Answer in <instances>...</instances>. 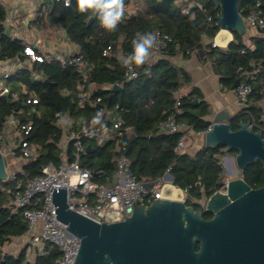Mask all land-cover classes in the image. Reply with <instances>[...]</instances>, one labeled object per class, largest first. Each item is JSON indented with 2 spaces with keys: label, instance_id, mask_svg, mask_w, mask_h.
Listing matches in <instances>:
<instances>
[{
  "label": "trees",
  "instance_id": "obj_1",
  "mask_svg": "<svg viewBox=\"0 0 264 264\" xmlns=\"http://www.w3.org/2000/svg\"><path fill=\"white\" fill-rule=\"evenodd\" d=\"M130 1L134 0H125V5ZM200 1L202 10L189 7L184 11L179 0H141V7L131 13L125 12L117 30L110 33L100 27L98 19L90 13L77 12V0H71L70 7H65L64 0H40L37 18H46L50 25L63 29L68 39L78 47V52L89 61L91 69L80 74L66 62L50 58L33 62L31 69L20 67L6 78L8 93L3 94L0 89V128L8 116L17 117L20 122L31 121V129L24 139L37 146V154L23 162L24 172L35 176L40 173L42 165L48 162L58 164V143L62 136L59 115L68 114L73 121L71 128L79 131L91 122L97 111L105 108L123 117L133 126L136 135L121 138L120 152L113 142L101 145L87 142L88 150L81 154L82 164L92 171L102 170L95 175L97 182H105L106 177L112 175L115 158L123 154L139 180L161 177L170 167L173 184L186 195V205L202 210L201 200L216 190H223L225 169L219 157L233 155L234 151L224 146H202L193 155L177 152L175 147L183 135L182 130L156 132L157 122L172 114L177 121L196 132L211 125L204 119L210 112L209 104L195 87L186 93L181 92L182 88L191 85V79L186 70L171 60L177 54L188 57L193 51L202 52L203 57L211 62L223 88L231 89L236 80L250 84L251 91L243 110L231 120L232 129L237 128L240 120H249L255 130L261 126L264 36L241 37L234 33L226 49L202 42L203 33L210 39L219 29L217 15L220 7L211 0ZM257 1L264 7V0H239L241 15L245 16ZM208 15L211 17L209 22L206 21ZM6 17L7 9L0 2V60L22 55L25 45L6 33ZM90 18L92 20L88 24ZM154 28L171 38L164 56L136 67L137 76L125 79V67L120 58L132 52L130 40L137 31L143 33ZM108 45L112 50L109 55H103ZM32 72L41 78H34ZM114 84L119 88L111 87ZM80 91L88 92L90 100L100 97V101L95 105L81 102L78 97ZM30 95L36 97V103L25 102ZM195 99L197 102L194 103ZM177 100L178 112L175 113ZM73 145V141H69V154ZM261 172L262 164L258 160L241 171L248 183L256 181ZM13 190L11 182L0 181V264H54L59 250L51 243L44 244L32 263L27 261V246L15 255L2 250L12 237L21 236L27 230V221L11 203ZM198 201L200 204L195 203ZM208 216L209 212L204 211L203 217Z\"/></svg>",
  "mask_w": 264,
  "mask_h": 264
},
{
  "label": "water",
  "instance_id": "obj_2",
  "mask_svg": "<svg viewBox=\"0 0 264 264\" xmlns=\"http://www.w3.org/2000/svg\"><path fill=\"white\" fill-rule=\"evenodd\" d=\"M220 7L219 29L213 36L217 48L226 49L233 35H246V25L239 11V0H211ZM92 18L88 20V24ZM23 59L22 55H19ZM236 80L231 89L235 88ZM114 89L119 85L114 84ZM194 103L197 102L195 99ZM232 117L221 111L202 134L203 146H224L234 151L230 159L234 172L243 171L258 160L264 168V130L253 129L249 120L232 129ZM88 150V148L86 149ZM5 159L0 152V181L6 182ZM160 191V199L149 204L131 201L132 212L124 219L95 222L71 209L65 187H50L56 217L71 234L80 239L73 264H264V185L249 189L240 177L227 179L224 190H216L202 201V210L186 205L184 191L173 184L172 176ZM231 185L246 188L229 199ZM135 186V185H134ZM148 187V183H145ZM180 199L168 196L171 188ZM237 187V188H238ZM137 189V188H136ZM119 190V188H118ZM213 213L209 219L203 212ZM257 227V237L249 235L248 226ZM200 243L196 251V242Z\"/></svg>",
  "mask_w": 264,
  "mask_h": 264
},
{
  "label": "built area",
  "instance_id": "obj_3",
  "mask_svg": "<svg viewBox=\"0 0 264 264\" xmlns=\"http://www.w3.org/2000/svg\"><path fill=\"white\" fill-rule=\"evenodd\" d=\"M179 1L184 11H187L189 7H196L202 10L200 0ZM129 4V6L128 4L125 5V12L127 13L139 9L141 0L130 1ZM242 17L246 25L247 35H250L248 33L250 30L254 31L251 35L264 36V7L259 1ZM210 20L211 17L208 15L206 21L209 22ZM147 32L157 34L158 43L147 61L154 62L158 57L164 56L171 38L157 28ZM132 40L129 42L131 50H133ZM201 41L208 42L212 47H216L213 37L209 39L205 33L201 35ZM248 45L250 46L249 43ZM111 50V45H108L102 54L109 55ZM22 54L30 62L58 58L60 61L75 67L80 74H84L91 69L89 61L78 52V47L72 53L62 57H46L38 53L33 45L25 44ZM16 59L18 58L16 57ZM10 74L11 66L0 62V82L8 78ZM136 76L137 69L135 66L131 70L125 67V79L130 80ZM90 86L92 87L93 85ZM0 89L3 94L8 93L7 86L0 85ZM233 91L237 102L245 106L251 91L250 84L245 81H239ZM78 97L81 102H87L90 105H95L97 101H100V97L90 100L88 92L83 91L78 93ZM25 102L36 103L37 100L35 96L30 95ZM178 104L177 100L174 105L175 113L178 112ZM100 110H103L104 113L102 124L92 125L90 122L79 131L71 128L73 121L68 114L59 115L58 124L62 129V136L58 143L59 162L58 164L48 162L42 165L40 173L35 176H29L24 172L22 162L18 168L8 170L6 159L7 156H10L17 161L25 160L37 154V146L24 139V136L31 129V121L20 122L14 116H9L4 120L7 130L0 128V152L5 159L7 169L6 182H11L14 187L11 203L14 209L21 211V215L27 221L26 235L29 236L28 243L30 245L51 243L58 248L59 255L55 258L54 264H73L80 245V239L68 232L66 225L56 217L55 207L51 199L52 191L49 190L51 186L54 188L65 187L69 207L89 219L101 223L124 219L122 203L126 216L130 215L132 212L130 203L137 191H141L134 199L137 204H149L155 198L160 199L161 188L169 181L167 176L170 174V167L166 169L161 177L156 179H137L129 166L126 156L123 154L115 158L114 171L110 177H106L105 182L100 183L95 180V175L102 173V170L92 171L82 164L81 154L87 151V142H93L98 145L113 142L116 145V150L120 152L122 148L121 138L125 135H136L133 126L126 123L123 117L116 115L114 110L105 108ZM260 122L261 126L259 129L264 130V111L260 115ZM210 127L211 125L207 129H210ZM188 128L184 123L177 121L175 115L172 114L157 122L156 132L174 133L182 130L183 135L178 141L175 151L183 152L185 150L184 138ZM207 129L198 133L203 134ZM10 131H13L11 136L8 135ZM15 132L16 136L19 137L18 142L12 139L15 136ZM150 135L151 133L148 134V136ZM71 140L74 145L71 154H69L68 144ZM226 182L227 180L224 181V186ZM145 183H148V187L145 186Z\"/></svg>",
  "mask_w": 264,
  "mask_h": 264
},
{
  "label": "crops",
  "instance_id": "obj_4",
  "mask_svg": "<svg viewBox=\"0 0 264 264\" xmlns=\"http://www.w3.org/2000/svg\"><path fill=\"white\" fill-rule=\"evenodd\" d=\"M0 2L7 9L4 27L6 33L11 38L20 39L24 44L33 45L38 53L46 57H62L72 53L77 48V46L68 39L63 29L50 25L46 18L40 20L37 18L40 0H0ZM129 5L128 3V6ZM253 33L254 31H251L250 35ZM22 57L23 59H20L18 55V59L7 58L0 60V62L11 66V73H14L18 68L24 66L31 69L33 62H30L23 54ZM171 60L176 66L186 70L191 79V85L182 88L181 92L186 93L192 87H195L201 93L202 98L209 104L210 112L204 117L205 120L211 123L214 115L221 111L227 113L232 118L241 113L244 105L237 102L233 89L223 88L219 75L213 71L211 62L203 57L202 52L193 51L188 57L177 54L172 57ZM32 76L36 79L41 78L40 75L33 72ZM0 85L6 86V79L1 80ZM260 105L264 106V100L260 101ZM262 111H264V109H262ZM115 114L118 115L117 113ZM1 128L6 129L4 121ZM11 133H13V131L8 132V135L11 136ZM14 135L12 139L18 142L19 137L16 136V132ZM184 143V152L193 155L203 146L202 134L188 128ZM8 159L13 158L8 156ZM24 161L25 160H18V162H22V165ZM16 168L17 166L10 168V170ZM28 238L29 236L26 235V233L21 236L12 237L9 242L2 246V250L15 255L21 248L27 246V261L32 263L36 253L40 252L44 245H30L28 243ZM19 243L22 244L19 245Z\"/></svg>",
  "mask_w": 264,
  "mask_h": 264
},
{
  "label": "clouds",
  "instance_id": "obj_5",
  "mask_svg": "<svg viewBox=\"0 0 264 264\" xmlns=\"http://www.w3.org/2000/svg\"><path fill=\"white\" fill-rule=\"evenodd\" d=\"M64 4L65 7H70L71 0H64ZM76 11L81 14L90 13L98 19L100 27L111 33L117 30L125 18V0H77ZM157 43L156 33L137 31L132 40V52L120 58L122 66L131 70L133 66L144 65ZM103 115V110L97 111L92 117L91 124H102Z\"/></svg>",
  "mask_w": 264,
  "mask_h": 264
},
{
  "label": "flooded vegetation",
  "instance_id": "obj_6",
  "mask_svg": "<svg viewBox=\"0 0 264 264\" xmlns=\"http://www.w3.org/2000/svg\"><path fill=\"white\" fill-rule=\"evenodd\" d=\"M229 161H230V158H229ZM251 163H252V162H251ZM251 163H250V164H251ZM229 166H230V169H231V170L234 169V168H232V166H231V161H230ZM247 166H248V165H247ZM234 176H236V177H237V176H240V177L244 180V182L247 184V186L249 187V189H256V188H259V187H261L262 185H264V168H262V172L260 173L259 178H258L256 181L251 182V183H248V181H246V180L244 179L243 174H242L241 172H239V171H237L236 174H235ZM229 199H230V201H232L233 198L229 197ZM195 203H196V204H200L199 201H198V202H195ZM191 206H193V205H191ZM193 208H194L195 210H201V209H198V208L195 207V206H193ZM212 216H213V213H209V216H208V217H204V218H205V219H209V218H211ZM247 230H248L250 236H252V237H257V236H258V234H257V230H258L257 227H254V226L250 225V226L247 227ZM199 247H200V243L197 241L196 244H195L196 251H199ZM210 262H211V261H210V259H209V260H208V264H211Z\"/></svg>",
  "mask_w": 264,
  "mask_h": 264
},
{
  "label": "rangeland",
  "instance_id": "obj_7",
  "mask_svg": "<svg viewBox=\"0 0 264 264\" xmlns=\"http://www.w3.org/2000/svg\"><path fill=\"white\" fill-rule=\"evenodd\" d=\"M250 30L248 31V33L250 34ZM247 35V34H246ZM230 157H232V155H230V154H224V155H221L219 158H220V161H221V163H222V165L224 166V169H225V179H224V181L225 180H227V179H230V178H233V177H236V176H234L235 174H236V171L234 172V169L233 170H231L230 169V166H229V164H230V161H229V158ZM7 169L8 170H10V168H12V167H16L17 166V168H18V166L21 164V162H18L17 160H13V159H8V156H7ZM12 161V162H11ZM224 190V189H223ZM185 197H186V195H185V193H184V200H185ZM201 202H202V200H201ZM20 244H22V243H19V245ZM7 247V246H6ZM5 247V248H6ZM18 247H20V246H18Z\"/></svg>",
  "mask_w": 264,
  "mask_h": 264
},
{
  "label": "bare ground",
  "instance_id": "obj_8",
  "mask_svg": "<svg viewBox=\"0 0 264 264\" xmlns=\"http://www.w3.org/2000/svg\"><path fill=\"white\" fill-rule=\"evenodd\" d=\"M230 161H231V166H232V160L230 159ZM232 168H233V166H232ZM237 187L238 186L231 185L229 192H228L230 197H234V196L238 195L239 193H241V191H244L246 188L244 185H240L238 188ZM168 196L171 199L179 200L180 199L179 198L180 192L176 188L173 187L170 189Z\"/></svg>",
  "mask_w": 264,
  "mask_h": 264
}]
</instances>
